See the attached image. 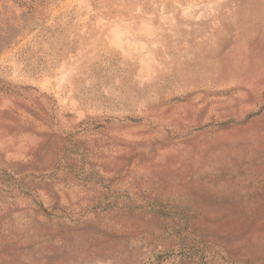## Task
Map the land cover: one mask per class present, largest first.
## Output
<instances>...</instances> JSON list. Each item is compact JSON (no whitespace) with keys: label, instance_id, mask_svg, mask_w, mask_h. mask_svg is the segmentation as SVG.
Returning <instances> with one entry per match:
<instances>
[{"label":"rangeland","instance_id":"rangeland-1","mask_svg":"<svg viewBox=\"0 0 264 264\" xmlns=\"http://www.w3.org/2000/svg\"><path fill=\"white\" fill-rule=\"evenodd\" d=\"M0 264H264V0H0Z\"/></svg>","mask_w":264,"mask_h":264}]
</instances>
